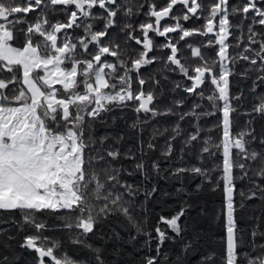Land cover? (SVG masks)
<instances>
[{
    "label": "snow or ice",
    "instance_id": "1",
    "mask_svg": "<svg viewBox=\"0 0 264 264\" xmlns=\"http://www.w3.org/2000/svg\"><path fill=\"white\" fill-rule=\"evenodd\" d=\"M177 6L183 11L173 15ZM145 7L147 12L143 11ZM37 10L34 23L27 24L22 46H14L15 25L27 23L23 17ZM60 13L66 15V21L50 19L52 14ZM140 15L150 22L138 25L130 22ZM230 16H240L241 20L233 24ZM168 18L174 24L161 28L162 21ZM192 18L203 19L202 28L186 29L180 23ZM98 24H102L99 29ZM257 26L264 27V0H211L208 4L204 0H167L163 7L150 0H0V74H10L8 80L0 78V211H19L21 221L14 222L19 228L34 230L24 237L20 247L36 253V264H109L104 249L86 243L84 238L110 217L122 219L128 231L127 239L113 231L110 240L134 245L143 236L145 239L136 250L147 249L151 253L155 239L156 255L145 256L140 264H169L170 260L171 264H217L215 252L192 259L199 255L200 234L192 230L189 238L188 225L181 224V218L192 207L186 200L181 201L180 210L174 215H159L152 229L147 227L148 217H141V213L148 211V200L158 190L157 184H152L150 190L147 188L153 175L180 180L184 173L194 174L192 178L201 177V183L192 192L182 183L176 189L177 196L199 194L205 183L212 185L213 192L222 185L221 214L225 218L226 236L222 238L225 255L220 264H264V243L256 242L255 231L252 239L245 242L235 217L236 181L251 182V195L241 192L242 198L257 194L264 197V187H260L257 179L264 180V149L251 147L257 141L264 145V134L257 136L250 122L246 129L233 133L230 118L236 111L232 102L239 103L243 98V93L231 94L233 76L242 79L255 76L251 94L256 96V102L252 112L245 114L264 115V93L257 91L264 87V33L256 31ZM116 27L119 33L110 37L111 29ZM74 29H80L82 35L74 36L70 31ZM150 33L167 38L166 42L157 46ZM176 33L179 39L174 41L170 34ZM209 34L214 39L200 46L186 41L195 35L208 37ZM121 35L125 45L134 42L139 50L128 52L118 38ZM37 36L40 39L34 42ZM230 37L235 39L234 44L229 43ZM180 42H185L190 57L180 56ZM212 47L217 48L215 58L205 57L202 48ZM230 48L235 51L230 52ZM165 49L170 52L166 58L150 55ZM189 59L200 63L193 66L187 63ZM156 63H162V71L178 73L190 82L176 83L173 92L182 89L188 97L206 100L211 111H198L202 103L195 101L188 111H177L188 97L172 101L163 110L157 108L155 87L160 81L152 76L145 78L140 72ZM150 81L153 88L145 91L144 86ZM134 82L139 86L138 91L133 89ZM206 82L213 86L207 95L203 90ZM10 85L19 87L10 88ZM130 104L135 105L132 111L137 115L132 128L148 122L140 120L141 114L149 119L158 116L178 119L171 129L154 130L146 148L143 140H139L138 153L129 150L122 154L118 147L107 144L108 135L97 137L95 127L97 123H107L103 119L105 115ZM217 112L222 113L221 124L216 126L222 128L219 141L208 136L198 153L187 152L196 155L201 166L161 169L158 161L148 164L146 156L155 150L153 141L157 135L172 133L161 152L167 160L174 151L173 142L184 131L181 122L193 118L194 131L183 141L185 147L178 158L183 161L185 149L198 142L204 131L198 123L200 118ZM122 139H115V144ZM217 155L222 157L219 163L203 166ZM121 157L134 161L131 169L113 165ZM169 171L171 176H165ZM137 174L141 177L139 183L122 178ZM140 195L144 200L137 203ZM163 195L170 194L165 191ZM45 214L48 219L63 221L60 226L64 229L78 230L70 242L80 245L81 251L87 249L86 258L61 251L63 242L45 235L46 230L58 227L49 225ZM3 232L0 228V233ZM259 238L264 241V233ZM178 240L182 244L174 259L171 252L162 253L166 241L175 244ZM0 264H14V260L0 257Z\"/></svg>",
    "mask_w": 264,
    "mask_h": 264
},
{
    "label": "trees",
    "instance_id": "2",
    "mask_svg": "<svg viewBox=\"0 0 264 264\" xmlns=\"http://www.w3.org/2000/svg\"><path fill=\"white\" fill-rule=\"evenodd\" d=\"M143 2V0H141ZM150 2L157 3L158 7H163L167 0H150ZM206 4L211 3V0H204ZM231 7V4H230ZM147 7L143 9L144 12H147ZM183 9L180 6H177L174 9L173 15L181 14ZM96 12H99V9H96ZM39 10L36 12H32L27 15V17H23L26 19L27 23H21L15 25L14 32L17 37L14 46H22L24 42V33L26 32L27 24L34 23L35 18L37 17ZM207 13H205L206 15ZM50 19L54 22L57 19L66 21L67 17L63 13L60 14H52ZM118 24L121 23L120 18L118 17ZM241 20L240 16L232 17L230 16V21L233 24H238ZM135 25H138L142 22H150L145 18L144 15H140L136 19L130 21ZM186 29L193 28H202L204 24L203 19H195L192 18L187 22L180 21ZM247 21H245V31L247 26ZM174 21L170 18L162 21L161 28L164 25H173ZM102 27V24L97 25V29ZM74 36L82 35L80 29L70 30ZM256 31L264 33V27L257 26ZM119 33V27L113 28L110 31V37L115 36ZM140 35L139 32L136 33ZM153 37L154 42L157 46L166 42L165 37L156 36L154 33H150ZM236 35H239L237 32ZM171 39L178 40L179 33L170 34ZM121 41L122 47H125L128 52H132L133 50L138 51V46L131 42L125 45L124 37L121 35L118 37ZM40 38L37 36L34 39V42L38 41ZM208 39H214V35L209 34L208 37H204L201 35H195L193 37L186 38L188 44H192L193 46H200L201 44L207 43ZM229 43L234 44L235 39L233 37L229 38ZM181 49L180 56L183 58L190 57V52L185 47V42H180L178 45ZM217 51L216 47L212 48H202V52L205 57L215 58V53ZM230 52L235 51V49H229ZM170 54L169 50L165 49L164 51H153L150 55L154 56H163L167 57ZM187 63L192 64L193 66L200 63L198 60L189 59ZM238 71L241 70L239 67ZM141 75L145 78L149 76L154 77L155 79L160 81V85L155 87V92L157 93V99L155 101V106L161 110L165 107L170 106L171 102L176 99H181L184 97H188V94L184 92L182 89H177L175 92L172 91L174 85L176 83H180L182 85L190 84L182 75L175 72L162 71V63H156L147 67H144L140 70ZM167 77V79H165ZM0 78L5 80L10 79V74L2 73L0 74ZM135 81V77L133 78ZM255 79L253 76L250 79H242L240 76L230 77V90L232 95H239L243 93V98L239 103L233 101L232 106L236 109L234 113H231L230 118L233 123V133L239 132L242 129H246V126L251 124V128L255 130L257 136L260 134H264V115L259 113H253L252 115H246L245 113L252 112V109L256 102V96L251 94L252 89V81ZM19 87V85H10V88ZM213 86L206 82L203 86V90L205 95L210 93V90ZM153 88V84L150 81L144 86L145 91H148ZM134 91L139 90V86L133 83ZM258 93H264V87L259 88ZM163 93L160 95V93ZM11 94V93H9ZM202 103V108L198 109V111H211L210 105H208L207 101H199L195 96L188 97L185 101V104L182 108L177 109V111H188L193 102ZM135 105H129L124 109H115L111 113L105 115L103 119L107 122L105 124L97 123L95 127V135L97 137L108 135L109 139L107 144H112L115 147L120 149V152L126 153L129 150L134 153H138L139 145L138 141L143 140L145 148L149 139L152 137L154 130L159 129L163 131L165 128L171 129L176 121V116H158L154 119H149L145 115H140V120H148L146 124H139L137 128H132L131 125L137 121V115L132 108ZM116 117L115 120H112L111 117ZM222 121V113L217 112L215 115L204 116L199 120V125L204 129L201 133V138L198 142H195L193 146H190L185 149V154L183 161H180L178 158L181 155V148H184L185 145L183 141L186 139L187 135L190 132L194 131V128L191 126L196 121L193 118L186 119L181 122V128L184 129L181 136H179L174 142L173 147L174 151L172 156L165 160L161 156V152L165 150V142L168 137L172 134L170 131L165 133L164 136L157 135L156 139L153 143L156 145L154 151H149L147 153L146 159L148 164L150 165L152 161H158L160 163L161 169L166 168H177V167H190L192 165L201 166L197 162L196 155H188L187 152L192 151L194 153H198L199 149L203 146L204 138L211 136L214 141H219L222 128L216 127L220 125ZM91 123V122H90ZM143 129V131H141ZM123 137L122 140L118 144H115V139H119ZM115 138V139H114ZM252 148L257 150L264 149V145H261L258 141L252 143ZM140 156L137 155L136 160L139 161ZM222 157L217 155L214 160L207 161L203 164L204 167H211L212 163H219ZM114 166L123 165L126 168L131 169L134 161L123 159V157L112 162ZM151 174V168L148 169ZM218 174V173H217ZM214 174V175H217ZM165 176L170 177L171 172H165ZM194 174L184 173L180 180L176 179H161L155 175H153L152 180L147 184V188L150 190L152 184H157L158 190L153 195V197L147 202V213H141V217L143 218L145 215L149 219L148 229H152L155 227L159 215L171 216L180 210L181 201L186 200L192 207L188 208L185 215L181 218V224H187L190 231L186 233V235L191 238L193 235L192 230L200 234V238L198 240L199 246V255L193 257V260H198L200 255H206L208 253L215 252L217 255V264H220L221 259L225 255V244L223 239L225 237V218L221 214V209L224 206V197L222 193V185L221 189L213 192L212 185L205 183L202 187V190L199 194L193 195L191 197L180 195L177 196L176 189L181 187L183 183L189 192L196 187L197 184L201 183V177L196 176L192 178ZM133 183H139L141 177L139 174L132 177H122ZM258 183L260 187H264V180H259ZM167 191L170 195L165 197L163 193ZM252 191L251 182L248 180L236 181V193H235V203L237 206V211L235 213L236 223L238 229L242 230L241 234L244 236L245 242H248L252 239V232L255 231L257 233L256 242L264 243L259 238L260 233H264V197H261L259 194L256 196H251L249 199H244L241 197L240 193L244 192L246 196H250ZM144 200V196L140 195L138 197L137 203H140ZM45 218L49 225H57L58 227H53L50 230L45 231V235L57 238L63 242V248L61 251H66L68 254H76L79 258H86L87 249L81 251V246L78 244H72L70 241L74 239L77 235L78 230H67L62 226L63 221L57 218H47V214H45ZM14 221H21V213L19 211H0V228L4 229L3 233H0V257H8L10 261L14 260V264H36V253L32 250H28L26 248H21L20 244L23 242L24 237L26 235L33 234L34 230L19 228L18 224ZM164 228V225H160ZM119 232L121 236L127 239L128 231L125 227V223L122 219L117 217H110L106 222L99 224L94 233L89 234L85 237L86 243L92 244L94 247H101L104 249V257L107 259L109 264H140L141 260L147 256L152 255L155 256L156 253L154 251L156 241L155 239L152 242L151 253L148 252L147 249L143 251H137L136 249L140 247L142 242L144 241V237L141 236L137 241L133 244H126L117 242L115 240H110V237L113 233ZM169 235L171 233L169 232ZM153 236H155V232H153ZM103 237V238H98ZM182 241H177L173 244L170 241H166L163 248V252H171L172 258L174 259L175 254L179 253L180 246ZM242 249H245V245H241ZM255 251V249H252ZM18 258V259H15ZM171 264V260L169 261Z\"/></svg>",
    "mask_w": 264,
    "mask_h": 264
},
{
    "label": "rangeland",
    "instance_id": "3",
    "mask_svg": "<svg viewBox=\"0 0 264 264\" xmlns=\"http://www.w3.org/2000/svg\"><path fill=\"white\" fill-rule=\"evenodd\" d=\"M226 231V230H225ZM225 236H226V234H225Z\"/></svg>",
    "mask_w": 264,
    "mask_h": 264
}]
</instances>
